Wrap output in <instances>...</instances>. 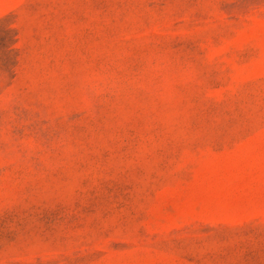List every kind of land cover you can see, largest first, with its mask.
Returning a JSON list of instances; mask_svg holds the SVG:
<instances>
[{"label":"rangeland","instance_id":"374dc122","mask_svg":"<svg viewBox=\"0 0 264 264\" xmlns=\"http://www.w3.org/2000/svg\"><path fill=\"white\" fill-rule=\"evenodd\" d=\"M0 264H264V0H0Z\"/></svg>","mask_w":264,"mask_h":264}]
</instances>
